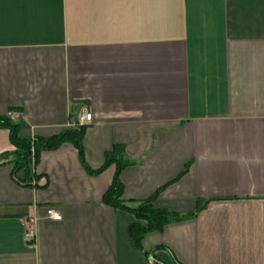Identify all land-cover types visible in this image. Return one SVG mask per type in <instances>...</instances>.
Wrapping results in <instances>:
<instances>
[{
  "label": "crops",
  "instance_id": "0c3cea01",
  "mask_svg": "<svg viewBox=\"0 0 264 264\" xmlns=\"http://www.w3.org/2000/svg\"><path fill=\"white\" fill-rule=\"evenodd\" d=\"M84 110L88 167L123 145L124 198L192 216L136 249L103 203L116 166L65 142L38 186L0 166V264H264V0H0V117L47 139Z\"/></svg>",
  "mask_w": 264,
  "mask_h": 264
},
{
  "label": "trees",
  "instance_id": "16d2710c",
  "mask_svg": "<svg viewBox=\"0 0 264 264\" xmlns=\"http://www.w3.org/2000/svg\"><path fill=\"white\" fill-rule=\"evenodd\" d=\"M0 128L9 130L10 142L15 147L14 151L0 155V166L4 165L8 160V164L12 166L14 179L22 186L28 187L34 184L38 186L37 182L41 179V176L36 173L35 166L39 155L43 151L55 150L65 142L72 143L78 149L80 161L90 174L101 173L110 165H115V176L103 196V203L112 209L123 210L135 216L138 222L129 226L128 233L132 245L138 250H142V239L146 234L160 232L166 225L192 216L157 208L155 202L159 191L145 200L125 199L123 196V183L120 177L122 171L132 165V162L127 157L125 147L115 144L110 151L105 153L103 165L99 169L92 170L88 167L84 158L83 137L85 126L62 131L60 134L47 139L35 137L33 140H26L20 136L19 125L13 123L9 116L6 115L0 117ZM188 169L189 166L186 167L183 174ZM20 172L25 173L24 177L18 176ZM205 204H200L198 211L202 210L206 206ZM139 221H144L146 224L142 225Z\"/></svg>",
  "mask_w": 264,
  "mask_h": 264
},
{
  "label": "built area",
  "instance_id": "2783aa9c",
  "mask_svg": "<svg viewBox=\"0 0 264 264\" xmlns=\"http://www.w3.org/2000/svg\"><path fill=\"white\" fill-rule=\"evenodd\" d=\"M91 121H92V114L88 110H84L83 114L79 118L78 125L84 126ZM46 214H47V219L50 220L51 222H61L63 219L62 214L58 212L55 208H49ZM26 237L30 240L35 238V231L31 226H28L27 228Z\"/></svg>",
  "mask_w": 264,
  "mask_h": 264
},
{
  "label": "rangeland",
  "instance_id": "374dc122",
  "mask_svg": "<svg viewBox=\"0 0 264 264\" xmlns=\"http://www.w3.org/2000/svg\"><path fill=\"white\" fill-rule=\"evenodd\" d=\"M80 127L79 125H76L73 129Z\"/></svg>",
  "mask_w": 264,
  "mask_h": 264
}]
</instances>
